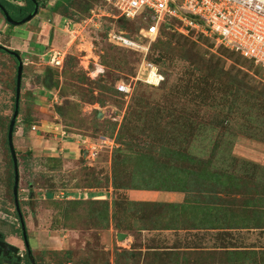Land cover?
Returning a JSON list of instances; mask_svg holds the SVG:
<instances>
[{
    "label": "rangeland",
    "instance_id": "rangeland-1",
    "mask_svg": "<svg viewBox=\"0 0 264 264\" xmlns=\"http://www.w3.org/2000/svg\"><path fill=\"white\" fill-rule=\"evenodd\" d=\"M40 2L44 4L37 16L22 25L12 26L0 14V45L19 52L23 62L13 145L19 208L35 264H147L144 256L120 247L110 231L117 226L113 218L110 221L109 204L105 211L106 205L90 200L111 189L112 183L143 186L140 176L147 178L152 171L156 177L186 169L229 172L237 176L240 192L264 200V81L253 76L256 72L264 80L261 68L236 54L229 56L207 38H185L177 24L167 22L156 39L183 44V60L170 71L158 66L163 81L145 85L138 82L144 77L138 75L136 55L113 48L107 39L114 31L134 36L143 20H124L100 0L81 14L48 10L56 0ZM55 52L63 57L61 67L50 63ZM191 63L215 72L224 68L228 75L221 85L213 81L217 87L209 85L202 96L174 98V85L185 79L181 69ZM16 68L15 59L0 51V234L22 255L7 147ZM114 81L129 85V95L104 93V84ZM133 96L145 98L149 105L143 110L145 120L130 131L122 125ZM113 118L123 122L120 131L111 124ZM177 119L193 122L183 141L179 124L173 123ZM101 137L114 139L115 146L101 145ZM190 154L199 159H189ZM225 160L240 162L216 165ZM21 264L27 262L21 259Z\"/></svg>",
    "mask_w": 264,
    "mask_h": 264
},
{
    "label": "crops",
    "instance_id": "crops-1",
    "mask_svg": "<svg viewBox=\"0 0 264 264\" xmlns=\"http://www.w3.org/2000/svg\"><path fill=\"white\" fill-rule=\"evenodd\" d=\"M152 177L149 186L92 198L109 204L120 247L147 264H264V200L240 192L236 175L186 169Z\"/></svg>",
    "mask_w": 264,
    "mask_h": 264
},
{
    "label": "built area",
    "instance_id": "built-area-1",
    "mask_svg": "<svg viewBox=\"0 0 264 264\" xmlns=\"http://www.w3.org/2000/svg\"><path fill=\"white\" fill-rule=\"evenodd\" d=\"M103 1L111 5L121 18L131 21L141 18L144 21L137 41L115 31L108 33L107 37L113 45L142 55L138 75H143L142 81L146 84L159 85L163 81L156 66L145 58L150 44L159 35L160 24L168 20L177 23L179 34L207 38L216 47L234 52L264 70V0ZM62 61L59 52L53 53L50 58L55 67H61ZM116 90L124 96L131 92L130 86L124 83H119ZM115 120L120 121L118 118ZM98 141L103 146H115L114 141L108 138L101 137Z\"/></svg>",
    "mask_w": 264,
    "mask_h": 264
},
{
    "label": "trees",
    "instance_id": "trees-1",
    "mask_svg": "<svg viewBox=\"0 0 264 264\" xmlns=\"http://www.w3.org/2000/svg\"><path fill=\"white\" fill-rule=\"evenodd\" d=\"M17 1L24 3V5L20 6L17 4H13L9 0H0V4L5 8V10L7 11L10 18L14 21H19V20H22L23 18H25L32 11V8H33L32 2L30 0H17ZM40 1L41 0H36V2L40 6H42V4H44V3L40 2ZM94 1L95 0H56V2L53 4V6H48V10H50L52 12H62V13L70 12V11H72L73 13H80V14L81 13H88L90 11ZM100 1L104 2L103 0H100ZM136 19L142 20L141 18H136ZM124 20H126V19H124ZM167 22H172V23L177 24L173 20H168L165 23H161L160 29H159V35H158L157 39L160 37L161 33L165 29ZM141 27H139L136 30L134 36H129L123 32L122 33L127 38H129L133 41H137L138 40V32H139ZM107 35H108V33H107ZM185 38H188V37H185ZM107 39H108V37H107ZM157 39H156V41H154L150 44L145 60L147 62L153 64L154 66H156V68H158V66H159V67L164 68L168 71L175 69V63L177 61L183 60L182 59L183 54H181V53H183L182 49L184 48V45L180 44V42L177 41V42H175V46L174 45L172 46V44L169 42L162 43L160 40H157ZM108 42H109V40H108ZM109 44L113 48L121 50L123 52L134 53L137 57L136 66L140 65L141 60H142L141 54L135 53L134 51H130V50L118 47V46H115L110 42H109ZM221 48H223V47H221ZM223 49H225V48H223ZM224 51H228V53L231 54L229 56H232L233 54H235L234 52H231L227 49H225ZM15 53L19 55V52H15ZM237 56L240 57L239 55H237ZM240 58L242 59V61H246V62H249L252 65H254L253 62L246 60V59H243L242 57H240ZM112 60H113V63L116 65H118V62H120V60L117 56L112 57ZM240 68H243V67H240ZM259 68H261V67H259ZM157 70L159 71V69H157ZM181 74L185 77V79L183 80L181 78V80H179L182 84H175L174 85V87H173L174 98L176 96H178V98H180V97L192 98V97L202 96L207 91V87L209 85H212L213 88H216L217 87L216 84L221 85L220 81L224 78V76L228 75L224 71V68L221 69L220 72H219V70L217 72H215L207 65H197L194 63L189 64L188 68H186V67L182 68ZM253 76L254 77L256 76L260 80V82L264 81L263 78L259 77L256 72H253ZM213 81L216 84L213 83ZM138 82L145 84V85H149V84L144 83L143 81H138ZM119 83H123V82L122 81H117V82L114 81L110 86H106L104 84V86L102 87L103 88L102 90L104 93H109L111 91L112 94H114L116 96H121L122 98H124V94H122L116 90V86ZM149 86H152V85H149ZM233 87H234V85H233ZM234 89L237 92V88L234 87ZM239 91L240 90H238V92ZM131 100L133 102V105L135 104V106H133L131 104V106L127 107L126 115L123 118L124 123L122 121L118 122L117 120H115V118L112 119L113 123H111V124L114 127H115V125H117L119 127V131L122 127L123 128L126 127L128 130L130 129V131L131 130L135 131L137 129V124L140 121L145 120V117H144L145 114L143 113L144 112L143 110L145 107H147L149 105L147 100L145 98H140L138 96L131 97ZM135 100H136V103H135ZM169 111L171 112V110H169ZM176 118H178L177 115H176ZM180 121H181L180 119H177V121L173 122V123L179 124L180 127H178V129H179L178 133L180 134L179 136L181 137V139L183 141L185 139L184 137L187 136L186 131L191 129L190 127L193 125L192 124L193 122L186 121L185 123H182ZM122 123H123V125H122ZM121 125H122V127H121ZM127 126H130V128H128ZM16 127L17 126L15 125L14 132H15ZM111 140H114V139H111ZM120 144H121V140H120ZM124 144L122 143V145H124ZM173 151H177V150H173ZM168 152L172 153V150H168ZM173 153H175V152H173ZM175 154H179V153H175ZM188 156H189V159H199V157H196L193 154H190ZM138 174L142 175V172L138 173ZM153 174H155L154 171H152L151 176H148L147 178H142V176H140V180H139L140 184H143V186H149L150 184H152L153 183V179H152ZM135 175H137V174H135ZM132 178H136V176H134ZM147 179H148V181H147ZM112 186H113L112 188H113L114 192L115 191L117 192V190H119V189H127V187L116 186L115 183H112ZM130 186L131 187H137V186H135V184H130ZM93 197L94 196H92L91 199ZM86 200H90V199H86ZM86 200H79V201H86ZM90 201H92L94 203H101L102 206L106 205L103 208L105 209V211L108 210L107 209V207H108L107 202H101V201H95V200H90Z\"/></svg>",
    "mask_w": 264,
    "mask_h": 264
},
{
    "label": "water",
    "instance_id": "water-1",
    "mask_svg": "<svg viewBox=\"0 0 264 264\" xmlns=\"http://www.w3.org/2000/svg\"><path fill=\"white\" fill-rule=\"evenodd\" d=\"M34 4V10L32 13L27 15L25 18L19 21H14L10 18L5 8L0 4V12L1 15L4 18V21L12 26H18L22 25L26 22L31 21L35 16L38 14V4L36 3V0H30ZM0 50L7 53L8 55L12 56L17 64L16 68V84H15V100H14V109L13 114L11 116L8 129H7V147L9 150V154L11 157L12 165H13V187H12V194H13V200H14V207L15 212L18 216V220L20 223V230L22 235V240L24 244V248L27 252L28 259L30 264H35L34 259L31 254L29 241L27 238V232L25 229L23 217L19 208V201H18V186H19V171H18V165H17V158L16 153L13 145V134H14V127L17 121L18 113H19V99H20V88H21V78L23 73V62L18 54H16L14 51L8 50L7 48L0 45ZM122 235L118 234L117 239L120 240V237ZM10 250H12L14 257L16 261L20 260V255L18 254L19 248L13 246V245H7Z\"/></svg>",
    "mask_w": 264,
    "mask_h": 264
},
{
    "label": "flooded vegetation",
    "instance_id": "flooded-vegetation-1",
    "mask_svg": "<svg viewBox=\"0 0 264 264\" xmlns=\"http://www.w3.org/2000/svg\"><path fill=\"white\" fill-rule=\"evenodd\" d=\"M32 5H33V8H32V11L30 13H32L34 10L33 2H32ZM39 7H40V5L38 4V10H39ZM21 239H22V235H21ZM22 242H23V240H22ZM7 245H12V244H10L7 241V239L4 238L2 234H0V262H1V264H21V259L25 260L27 262V264H30L26 250H25L24 254H22V255L19 252L20 250L18 251V254L20 255V260L16 261L12 250H10Z\"/></svg>",
    "mask_w": 264,
    "mask_h": 264
}]
</instances>
